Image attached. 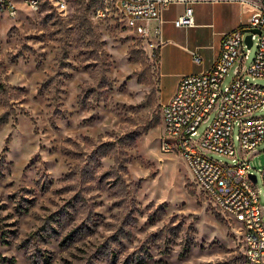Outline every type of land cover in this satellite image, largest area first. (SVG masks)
Returning <instances> with one entry per match:
<instances>
[{
  "label": "rangeland",
  "instance_id": "1",
  "mask_svg": "<svg viewBox=\"0 0 264 264\" xmlns=\"http://www.w3.org/2000/svg\"><path fill=\"white\" fill-rule=\"evenodd\" d=\"M99 2L0 10V264H254L240 224L159 148L161 103L182 67L157 70L153 38L118 12L96 18ZM248 155L263 204L264 140Z\"/></svg>",
  "mask_w": 264,
  "mask_h": 264
},
{
  "label": "built area",
  "instance_id": "2",
  "mask_svg": "<svg viewBox=\"0 0 264 264\" xmlns=\"http://www.w3.org/2000/svg\"><path fill=\"white\" fill-rule=\"evenodd\" d=\"M40 0H22L36 9ZM70 0H51L57 10H65ZM192 0H100L93 8L96 18L119 13L124 25L146 38L150 37V20H160L161 12L169 4L183 3V11L173 20L175 26L193 25ZM114 8L117 11H114ZM0 10L16 13L15 0H0ZM246 28H257L250 32ZM155 36L159 30L154 29ZM250 34V45L245 41ZM147 39V38H146ZM152 39V38H151ZM155 46L154 41L151 43ZM255 52L246 66L248 51ZM156 47V46H155ZM197 61L198 57H194ZM230 82L221 86L228 69ZM264 78V5L256 4L248 22L224 32L219 50L209 68L181 76L173 94L161 103L162 130L159 148L162 152L179 154L189 168L195 185L211 197L212 202L241 226L240 236L247 259L264 264V203H258L251 170L250 156L257 144L264 140V113L254 111L264 106V85L250 82ZM212 117L198 138L197 127ZM237 127L238 148L233 146L232 129ZM208 153L231 158L221 163ZM250 175H254L252 180ZM264 190V168L260 170Z\"/></svg>",
  "mask_w": 264,
  "mask_h": 264
},
{
  "label": "crops",
  "instance_id": "3",
  "mask_svg": "<svg viewBox=\"0 0 264 264\" xmlns=\"http://www.w3.org/2000/svg\"><path fill=\"white\" fill-rule=\"evenodd\" d=\"M190 6L193 16L191 26L178 27L173 23L183 11V3L169 4L162 10L160 20H150L148 24L158 54L157 70L182 67L172 90L162 103L173 94L181 76L209 68L218 54L221 35L246 24L255 11V5L250 0H192ZM156 27L158 37L154 34ZM194 57H198V60Z\"/></svg>",
  "mask_w": 264,
  "mask_h": 264
},
{
  "label": "trees",
  "instance_id": "4",
  "mask_svg": "<svg viewBox=\"0 0 264 264\" xmlns=\"http://www.w3.org/2000/svg\"><path fill=\"white\" fill-rule=\"evenodd\" d=\"M49 1L51 2V0H49ZM71 1H72V0H70V1L68 2V4H69ZM67 6H68V5H67ZM92 13H93V10H92ZM157 58H158V54H157ZM5 122H6V117H5V115H2V116L0 117V125L3 124V123H5ZM142 263H143V261L140 260V258H139V259H137V261H136L135 264H142ZM43 264H50V260H49V258H45Z\"/></svg>",
  "mask_w": 264,
  "mask_h": 264
},
{
  "label": "water",
  "instance_id": "5",
  "mask_svg": "<svg viewBox=\"0 0 264 264\" xmlns=\"http://www.w3.org/2000/svg\"><path fill=\"white\" fill-rule=\"evenodd\" d=\"M246 30L250 32H258L259 30L257 28H246ZM245 41L247 42L248 45H250L251 40H250V34H246L245 36ZM252 177V180H255L254 175H250Z\"/></svg>",
  "mask_w": 264,
  "mask_h": 264
}]
</instances>
